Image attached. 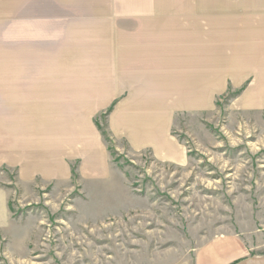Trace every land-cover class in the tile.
<instances>
[{"label": "crops", "instance_id": "0c3cea01", "mask_svg": "<svg viewBox=\"0 0 264 264\" xmlns=\"http://www.w3.org/2000/svg\"><path fill=\"white\" fill-rule=\"evenodd\" d=\"M163 1L0 0V226L18 188L109 172L107 137L182 165V120L247 84L238 107L264 110V0ZM248 254L223 241L195 262Z\"/></svg>", "mask_w": 264, "mask_h": 264}, {"label": "rangeland", "instance_id": "374dc122", "mask_svg": "<svg viewBox=\"0 0 264 264\" xmlns=\"http://www.w3.org/2000/svg\"><path fill=\"white\" fill-rule=\"evenodd\" d=\"M247 86L182 120L175 136L185 164H161L110 139L106 174L75 171L67 183L18 188L0 226V264H196L223 241L243 245L246 259L264 256V110L238 107ZM98 123L106 133L104 116Z\"/></svg>", "mask_w": 264, "mask_h": 264}, {"label": "water", "instance_id": "95a60500", "mask_svg": "<svg viewBox=\"0 0 264 264\" xmlns=\"http://www.w3.org/2000/svg\"><path fill=\"white\" fill-rule=\"evenodd\" d=\"M236 264H264V257L248 258L237 262Z\"/></svg>", "mask_w": 264, "mask_h": 264}, {"label": "trees", "instance_id": "16d2710c", "mask_svg": "<svg viewBox=\"0 0 264 264\" xmlns=\"http://www.w3.org/2000/svg\"><path fill=\"white\" fill-rule=\"evenodd\" d=\"M99 129L102 131V133H103V135H105L106 137H107V135H106V133H105V131H103L100 127H99ZM107 142H109L110 143V140H109V138L107 137Z\"/></svg>", "mask_w": 264, "mask_h": 264}]
</instances>
